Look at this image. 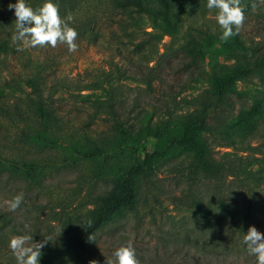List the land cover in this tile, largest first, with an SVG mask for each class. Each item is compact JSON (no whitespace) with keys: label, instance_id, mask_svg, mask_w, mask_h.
<instances>
[{"label":"rangeland","instance_id":"rangeland-1","mask_svg":"<svg viewBox=\"0 0 264 264\" xmlns=\"http://www.w3.org/2000/svg\"><path fill=\"white\" fill-rule=\"evenodd\" d=\"M128 1L52 0L59 6L62 18L69 12L74 16L69 26L78 33V49L69 53L63 44L56 48H25L22 42L14 43L16 18L8 5L16 0H0V112L14 106L27 110L26 97L33 94L37 80L43 100L55 105L63 132L70 135L87 126L91 134L109 135L112 105L130 132L150 128L140 145L145 167L150 170L149 155L157 150L158 142L151 128L190 111L185 101L210 90L209 75L216 66H232L242 56L253 61L264 53V0H256V7L245 11L239 34L227 42L220 39L222 29L215 19L218 10H209L207 0H187L183 25L173 36L154 31L147 16ZM25 2L35 9L45 0ZM170 2L175 11L177 0ZM235 91L224 124L234 146L216 148L209 138L214 156L231 152L243 158L264 157V78L251 76L237 83ZM6 121L0 118V123ZM8 145L10 142L0 136V148L10 153ZM255 148L258 150L253 151ZM21 155L48 161L58 160L61 151L22 148ZM118 158L121 165L129 166L128 156L119 153ZM184 159L183 154L174 155L159 166L152 183H141L134 210H121L107 221L111 226L99 238L96 255L83 254L81 264L90 260L106 264L114 259L112 253L117 248L129 242L140 264H201V258L205 259L202 253L211 255L239 241L227 218L218 224V211L211 205L205 203L209 222L193 209L186 196L197 194L198 188L190 185L176 168ZM90 168L89 163L81 162L54 169L47 175L44 187L33 191L0 173V261L16 264L9 248L10 238L15 235L33 236V242L52 236L49 243H58L65 216L81 217L92 207L87 193L109 189V182L93 178ZM260 169L264 172V165ZM199 190L202 195L209 192L206 185L199 186ZM20 193L23 202L17 210L9 211L5 201ZM261 209L256 214L264 227V206ZM249 227L256 228L254 224ZM195 240L205 245V250L194 245ZM207 260L214 261L215 257ZM232 262L229 259L223 264Z\"/></svg>","mask_w":264,"mask_h":264},{"label":"trees","instance_id":"trees-1","mask_svg":"<svg viewBox=\"0 0 264 264\" xmlns=\"http://www.w3.org/2000/svg\"><path fill=\"white\" fill-rule=\"evenodd\" d=\"M156 1L128 2L140 14L147 16L154 31L162 36L178 34L186 14L187 0H177L175 11L170 0ZM255 2L241 0V5H247V10ZM251 76L264 78V53L253 61H247L242 56L232 66H216L209 75L210 90L185 101L190 111L151 128L158 142L157 150L149 155L152 163L150 170L145 167L140 146L149 127L130 132L115 115L114 107L109 105L112 116L109 135L91 134L87 126L68 135L62 131L63 126L55 115V105L43 100L40 84L36 80L33 94L26 97L27 110L14 106L0 112V118H7L5 124L0 123V136L10 142L8 149L11 150L7 153L5 147L0 148V173L21 181L33 191L44 187L45 179L52 170L85 162L90 164L89 172L93 178L107 180L110 185L104 193H87L86 199L92 207L86 209L81 217L78 214L65 216L58 243H48L41 249L38 264H81L83 254L96 255L99 238L111 226L107 221L121 210H134L141 183H152L159 166L178 153L183 154L185 159L176 168L190 185L198 188L197 194L186 196L193 209L209 222L210 214L205 203L211 205L218 211V224L227 218L239 238V241H233L211 255L202 253L206 260L201 258V264H223L229 259L232 264H254L256 257L248 253L243 237L250 224H254L262 235L261 231L264 232L263 222L256 214L264 206V172L260 169L264 165V157L243 158L231 152L215 157L209 142L211 138L216 148L234 146L233 137L224 127L229 118L227 111L231 94L236 93L237 83ZM22 148L37 152L56 148L61 151V157L44 161L21 155ZM119 153L128 156L129 166L121 165ZM254 154L262 155L259 152ZM253 166H258V169H253ZM201 185L208 187L206 195L199 190ZM194 245L205 250V245L196 240ZM207 257H215V260H207ZM0 264L5 263L0 261Z\"/></svg>","mask_w":264,"mask_h":264},{"label":"clouds","instance_id":"clouds-1","mask_svg":"<svg viewBox=\"0 0 264 264\" xmlns=\"http://www.w3.org/2000/svg\"><path fill=\"white\" fill-rule=\"evenodd\" d=\"M247 7V5H241V0H207L209 10H218L215 19L222 29L220 37L222 42H227L229 38L239 34L246 18L244 13ZM251 7L254 9L256 4L252 3ZM8 8L14 11L16 18L15 32L12 36L14 43L22 42L25 48L45 45L56 48L58 44H63L67 46L69 53L77 51L78 45L75 41L78 33L69 26L74 16L69 12L66 18H62L59 6L52 0H45L35 9L26 4L25 0H16V3L9 4ZM18 50L22 49L18 48ZM23 199V193H20L5 201V204L9 211H15ZM32 237L15 235L10 238L9 248L15 257L16 264H38L42 255L41 249L53 239L52 236H48L39 242H33ZM243 243L248 253L256 257L257 264H264V235L255 227H249L247 234L243 237ZM112 255L114 259L108 260L106 264H140L131 242L117 248ZM88 264H97V262L90 260Z\"/></svg>","mask_w":264,"mask_h":264}]
</instances>
